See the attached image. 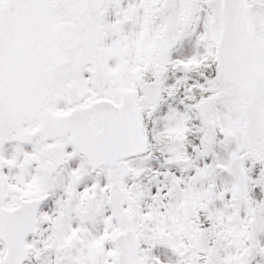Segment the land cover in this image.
Segmentation results:
<instances>
[{
    "label": "snow or ice",
    "instance_id": "1",
    "mask_svg": "<svg viewBox=\"0 0 264 264\" xmlns=\"http://www.w3.org/2000/svg\"><path fill=\"white\" fill-rule=\"evenodd\" d=\"M0 264H264V0H0Z\"/></svg>",
    "mask_w": 264,
    "mask_h": 264
}]
</instances>
